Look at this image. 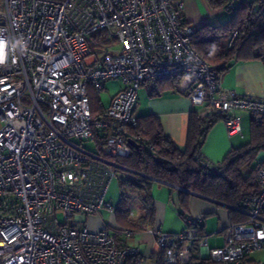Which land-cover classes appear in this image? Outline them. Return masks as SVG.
<instances>
[{
	"label": "built area",
	"instance_id": "1",
	"mask_svg": "<svg viewBox=\"0 0 264 264\" xmlns=\"http://www.w3.org/2000/svg\"><path fill=\"white\" fill-rule=\"evenodd\" d=\"M256 1L264 10V0ZM183 6V0H0L6 41L0 264H251L249 256L264 249V157L248 221L228 224L220 246L199 238L202 215H186L178 233L147 228L155 256L121 235L135 236L134 230L105 224L92 230L86 223L103 209L114 214L106 194L120 166L116 159L131 153L127 138L144 141L130 137L141 86L158 93L160 82L179 75L194 105L226 115L228 135L241 129L236 110L264 125V98L221 88L215 68L191 46L196 28L184 20ZM236 36L235 30L226 44ZM106 80L123 87L93 116L88 86L99 93ZM219 163L204 162L214 171Z\"/></svg>",
	"mask_w": 264,
	"mask_h": 264
},
{
	"label": "trees",
	"instance_id": "2",
	"mask_svg": "<svg viewBox=\"0 0 264 264\" xmlns=\"http://www.w3.org/2000/svg\"><path fill=\"white\" fill-rule=\"evenodd\" d=\"M255 3L257 7L255 8ZM212 10L225 9L232 16L217 25L206 24L196 28L190 37V44L196 53L217 74L224 72L232 60L260 59L264 62V10L256 0H206ZM237 31L231 45L226 44L227 37ZM172 87H178L182 78L174 75L168 78ZM94 96L89 95L92 115H98L93 107ZM226 119L220 113H198L192 111L189 116L186 148L181 151L173 140L165 135L158 118L152 114L137 117V125L130 132V137L139 135L143 142L140 147H132L126 157L117 158L118 170L127 172L120 180V200L115 209L117 223L135 232L154 228L155 205L150 189L154 180L166 182L177 191L178 203L187 208L191 193L200 195L230 207L229 221L247 222L248 200L258 192L257 165L252 166L259 153H264V125L251 123V139L238 147L232 148L220 161L216 171L210 170L200 156L208 131L218 121ZM117 170V171H118ZM174 187H177L175 189ZM127 188L130 189L127 191ZM132 196H136L141 208L137 217L130 216L128 209ZM184 219L186 214L180 211ZM158 230V229H156ZM199 238L203 237V226L197 228ZM157 254L153 252V256ZM158 264L160 260H158ZM201 264H210L203 261ZM251 264H264L254 262Z\"/></svg>",
	"mask_w": 264,
	"mask_h": 264
},
{
	"label": "crops",
	"instance_id": "3",
	"mask_svg": "<svg viewBox=\"0 0 264 264\" xmlns=\"http://www.w3.org/2000/svg\"><path fill=\"white\" fill-rule=\"evenodd\" d=\"M243 1L250 2L251 0ZM183 2V18L195 28L202 27L206 24L214 26L223 22V19H225L224 11L226 10H212L207 6L206 0H183ZM116 81L121 82L120 80ZM218 83L221 88L233 90L239 95L264 98V62L260 59L232 60L229 67L218 75ZM179 85L178 87H172L171 81L165 79L159 83L158 93L153 92L149 84L141 86L137 91L138 101L134 113L136 117L145 114L156 116L160 122V127L163 133L173 140L178 149L183 151L186 148L190 113L192 111H197L198 113L203 114L204 112L199 106L194 105L186 96V87L181 89ZM122 87L123 84L121 82L120 89ZM88 89L89 95L98 98L99 107H97L95 103L93 104V107L97 110L98 114L109 105L112 95L107 100V103L103 104L99 94H97L91 85L88 86ZM106 89L107 87L103 86V89L99 93ZM234 115L240 118V132L228 135L223 121H218L213 125L208 131L200 151V156L205 161L212 163L220 162L232 148L247 143L251 139L250 128L252 121L248 112L244 110H236ZM246 131L248 133V140L245 139ZM262 157H264V153L261 152L258 154L257 158L260 161ZM174 188L177 189V187ZM150 193L155 205L154 228L158 230L165 229L168 232L178 231L179 226H176V222H179L180 220L175 216L173 210L176 211L180 218H182L180 214L181 210H183L185 214H191L193 216L202 215L203 221L201 225L203 226V234L204 237L207 238L209 245V237L206 233L205 226L206 219L211 215H217V230L212 236L215 241L218 236H221V243H224V229L230 224V207L220 202L191 193L188 199L187 208L183 209L178 203L177 191L172 189L170 184L159 180H154L151 185ZM154 193L158 194L156 199L154 198ZM115 209L116 207L114 208L113 215L117 222ZM100 219L97 215H91L87 217L86 223L88 225L89 220H94L97 224H90L91 226L88 225V227L92 230H98L104 225L100 223ZM182 228L183 227H181V229ZM138 234L139 237L137 236L138 238L136 237L132 243L137 244L140 250L143 248V250H141L143 253L148 254L152 250L157 251V248L153 246V238L150 234L145 231L139 232ZM214 246L220 245L217 242ZM261 251H264V249L257 250L253 253ZM250 256V262H258Z\"/></svg>",
	"mask_w": 264,
	"mask_h": 264
},
{
	"label": "rangeland",
	"instance_id": "4",
	"mask_svg": "<svg viewBox=\"0 0 264 264\" xmlns=\"http://www.w3.org/2000/svg\"><path fill=\"white\" fill-rule=\"evenodd\" d=\"M254 6L256 8L257 7V3H255ZM224 15H225V17H224L225 19H223V21H226V20H228L232 16V12L226 10V11H224ZM112 46H113L112 48L115 49V50H118L119 49L116 41H113L112 42ZM186 83H187L186 79H183L181 81L179 87L181 89H184V87H186ZM102 84H103L104 87H107V89L104 90V91H102L101 93H97V94H99V96H100L103 104H106L107 103V100L110 98V96L113 95V94H115L120 89L121 82L116 81V80H113V81L111 80V81H103ZM93 100H94L95 105L97 107H99L98 98L95 96L93 98ZM245 139L248 140V133H247V131H246V138ZM256 162L257 163L259 162L258 158H256L254 160V163L252 164L253 167H255ZM127 175L128 174H127L126 171H124V170H118L116 172L115 176L112 178V180H111V182H110V184L108 186V190H107V194H106V201L108 203H110V205H112L113 208H115L117 206V204H118V202L120 200V180H121V178H124ZM128 190H129L128 193H130L131 190L127 188V191ZM153 195H154V198L156 199V196L158 194L154 193ZM128 209L132 213L131 217H134V216L137 217L141 213V208H140L138 199H137L136 196H132V194H131V200H130L129 205H128ZM173 212H174L175 216L180 221L179 222H176V226H179L178 231H174L172 233H178V232L182 231V229L184 228L185 221L182 218L178 217V215H177V213H176L175 210H173ZM96 215L98 216L99 219L101 218L99 220V221H101L100 223L105 224V225H109L110 228L111 227H115V226L117 227L119 225L116 222L114 215L111 214L107 210H104L103 209V210L100 211L99 214H96ZM186 215H189V214H186ZM58 220H59L60 223L63 221L62 215H58ZM206 220L207 221H206V225L205 226H206V233H207V235L209 237V247H213L215 245V243L217 244V242H218L219 245H221L222 244L221 243V241H222L221 236H218V238L216 239L217 242L215 241V239L212 236L214 234V232H216V230H217V215H211ZM92 221H94V220H89L88 221V225L89 226H91L93 224H97V222H95V221L92 222ZM181 227H183V228L181 229ZM122 228L125 229L124 227H122ZM93 229H94V227H93ZM161 231L168 232L165 229H163ZM121 235H122V237L124 239H126L127 242H131L132 243V242H134L135 238L139 234H136L135 236H131L129 238H127L126 235L123 234V233ZM141 250H143V248ZM250 257L253 258V259H255L256 261L264 262V251L257 252V253H253V254H251Z\"/></svg>",
	"mask_w": 264,
	"mask_h": 264
},
{
	"label": "clouds",
	"instance_id": "5",
	"mask_svg": "<svg viewBox=\"0 0 264 264\" xmlns=\"http://www.w3.org/2000/svg\"><path fill=\"white\" fill-rule=\"evenodd\" d=\"M6 47V41L3 39H0V64H4L6 59L5 49Z\"/></svg>",
	"mask_w": 264,
	"mask_h": 264
},
{
	"label": "water",
	"instance_id": "6",
	"mask_svg": "<svg viewBox=\"0 0 264 264\" xmlns=\"http://www.w3.org/2000/svg\"><path fill=\"white\" fill-rule=\"evenodd\" d=\"M127 142L135 149L140 147V144H138L136 141H134L132 138H127ZM195 195V194H194ZM197 195V194H196ZM199 196V195H197Z\"/></svg>",
	"mask_w": 264,
	"mask_h": 264
}]
</instances>
